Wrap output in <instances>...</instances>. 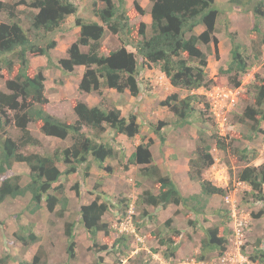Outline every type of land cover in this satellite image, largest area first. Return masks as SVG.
<instances>
[{"label": "trees", "instance_id": "16d2710c", "mask_svg": "<svg viewBox=\"0 0 264 264\" xmlns=\"http://www.w3.org/2000/svg\"><path fill=\"white\" fill-rule=\"evenodd\" d=\"M149 1L151 22L148 29L146 24L140 23L137 29L138 38L133 40L135 38L131 35L125 0H94L92 13L98 21H86L78 17L74 19L78 32L67 48L66 56L58 61V66L66 74L73 73L76 67L83 68L77 85L80 93H96L101 97L103 89H112L118 94L127 91L130 96L137 97L140 93L137 70L140 64L137 59H140L142 66L155 65L171 87L190 92L184 98H179L178 94L173 93L160 102L161 106L167 107L178 123L183 125L196 111L197 95L193 92L211 83L207 80L205 71L207 53L200 47L210 50L211 45H217L214 36L215 0ZM98 3L102 5L101 8ZM228 3L235 6H252L251 12L255 19L252 30L259 34V45L264 46V32L260 30L261 19L264 18V0H228ZM27 7L36 9L37 12L30 15L29 29L25 31L14 19L13 8L0 1V12H5L8 18V22L0 21V65L4 66L8 73L12 72L14 61L18 65L13 78L4 83L7 92L0 91V132L3 134L0 135V204L9 198H21L27 200L28 213L38 212L44 206L49 213L61 218L64 216L68 199L64 187L59 183L60 178L77 174L80 167H84V174L88 175L92 163L108 172L115 171L118 166L125 169L129 165L138 167L140 175L151 182L150 190L142 191L136 199L138 204L145 207L165 209L173 205L187 208L193 201L199 203L198 195L182 196L171 177L162 174L159 166L154 163L150 150L153 144L151 139L145 141L142 137L143 140L130 153L125 164L118 162L119 165L112 168L103 167L106 161L118 160L119 154L121 157L125 154L114 148L110 142H104L101 136L109 129L113 132L114 139L120 135L134 138L140 132L135 115L123 116L119 109L106 107L101 103L89 106L84 102L75 101L72 111L76 119L68 123L43 109V106L48 104L44 94V76L42 73L34 76L28 74V55L43 56L50 64V51L56 47V41L47 39L44 43L45 36L61 29L66 19L75 15L77 8L71 0H28ZM136 9L142 12L138 6ZM219 12L224 14L223 9H219ZM198 26H204V30L196 34L195 29ZM106 33L116 36L120 43L117 49L107 54L102 52V41ZM38 36L41 38L36 39ZM234 36L235 34L229 33V60L226 69L221 73L227 76L230 84L237 87V79L248 70V58L240 45L234 42ZM127 47H131L134 52L129 51ZM256 48L257 43H254L253 50ZM259 55L260 51L256 49L254 57ZM236 119L239 123L249 125V138L256 134L264 136V78L260 84L254 86L251 104L246 105ZM30 124L43 135L63 141L68 139L70 144L47 155L23 153L25 147L39 144L28 130ZM9 126L20 132L19 139H13L7 134L6 128ZM84 128L87 132L83 131ZM227 137L217 133L213 135L215 147L223 152L230 151L231 154L236 152L237 160L244 162V166L236 174L237 181L249 188L244 192V196L250 197L256 203L263 202L264 162L258 166L250 165L257 157L255 150H234L231 144L226 143ZM159 139L162 143L163 137L160 136ZM210 150L207 145L196 147L194 157L189 160L190 177L199 182L200 194L224 197L228 189L215 186L202 177V173L213 164ZM14 163L27 167L29 181L25 185L20 184L19 174L9 175ZM95 187H100V184L97 183ZM72 189L78 194L77 184ZM104 193L101 191L88 204L78 208L79 222L93 246H96L95 238L99 232L104 235L109 232L108 224L102 222L103 216L111 208H117L122 215L127 209L124 200H119L116 206L104 200L100 196H105ZM58 206L59 208H56ZM191 210L198 213L200 211L194 205ZM148 214L144 209L140 212V217L144 219ZM170 222L169 219L166 223ZM19 229L22 232L14 234V237L22 246L27 247L38 241L30 226ZM74 230L75 222L64 223L65 251L69 259H74L76 253ZM173 234L179 235V232L174 230ZM123 242L124 236H119L113 241L111 249H119ZM226 244L224 236H219L217 227L205 229L204 237L200 240V251L203 255L198 259H204L205 253L216 252L217 256L221 255L226 249ZM158 245L165 247L161 254L166 259L173 257L178 248L170 237L158 238ZM101 249L109 251L104 246ZM9 258H3L1 263ZM248 258L252 262L264 264V251L254 250ZM21 264H47V256L44 251L38 249L30 262Z\"/></svg>", "mask_w": 264, "mask_h": 264}, {"label": "rangeland", "instance_id": "374dc122", "mask_svg": "<svg viewBox=\"0 0 264 264\" xmlns=\"http://www.w3.org/2000/svg\"><path fill=\"white\" fill-rule=\"evenodd\" d=\"M0 1L7 3L11 9L13 8L14 19L25 31H28L29 17L37 12L36 9L27 7L28 0H25L26 3L23 0ZM71 1L77 8L75 15L67 18L61 29L45 36L44 43L47 39L56 41V47L50 51L51 63L49 64L43 56L28 55L30 62L28 74L34 76L42 73L44 76V94L48 104L43 106V109L68 123L76 119L72 111V104L75 101H81L87 105L88 103L90 105L101 103L103 106L112 108L116 105L123 116L135 115L140 125V132L134 138L120 135L114 139L113 132L109 129L101 136L104 142H110L114 148L125 154L124 157L119 154L118 160L106 161L103 167L112 168L119 165L118 162L125 164L130 153L143 140L142 137L145 141L151 139L153 144L150 150L154 163L159 166L162 174L171 177L182 196L198 195L199 203L193 201L187 208L173 205L165 209L152 208L147 211L149 214L142 219L140 212L146 207L138 204L136 199L142 191L150 190L151 182L140 175L139 168L129 165L125 169L118 166L114 169L115 171L108 172L92 163L88 175L84 174V167H80L77 174L60 178L59 183L64 187L65 196L68 199L64 216L61 218H57L54 213H49L44 206L38 212L28 213L27 200L21 198H9L0 204V264L28 263L38 249L46 254L47 264H140V262L146 264H198L199 262L217 264L216 252L205 253L204 259H198L203 255L200 251V240L204 237V230L217 227L219 236L223 235L227 241L226 249H235L233 226L238 222L243 226L240 244L237 245L239 251L246 256L253 254L254 250L264 251V201L256 203L250 197L244 196V192L249 188L246 184L238 182L236 178L244 162L237 160L236 152L231 154L230 151L223 152L217 149L213 139L216 133L219 136H228L226 143L231 144L234 150L239 151L243 148L255 150L257 157L250 162V165L258 166L264 162V136L256 134L249 138L251 134L249 125L239 123L236 119L244 107L251 104L254 86L260 84L264 78V46L259 45V34L252 30L255 23L251 12L252 6H235L228 1L218 0L220 5L218 7L215 2L214 9L217 12L219 9L224 10V14L219 15L216 21L217 30L214 35H217V45H211L210 50L200 47L207 53L205 71L207 80L211 83L193 92L197 95L196 111L191 118H188L187 123L180 125L173 113L167 107L161 106L160 102L170 94H178L179 98H184L190 92L180 88L168 89L153 86L154 82L150 83L149 79L154 80V73L151 77H147V72H142L141 79H139L141 92L136 98L130 96L127 91L118 94L111 89H103L101 97L96 93L85 94L78 91L79 75L83 72V68L75 69L69 75L61 71L58 61L66 56L67 48L75 40L77 31L74 19L77 17L86 21H98V19L92 13L94 0ZM98 6L102 7L100 3ZM136 6L142 12H139ZM125 7L129 17L131 35L135 38L133 40H136L140 23L145 24L148 20L150 1L125 0ZM0 21L8 22L5 12H0ZM260 30L264 32V18L261 19ZM229 33L235 34L234 42L240 45L248 58V70L237 79L239 82L237 87L230 84L227 76L221 73L226 69V63L229 60ZM39 38L41 37L38 36L36 39ZM117 40L116 36L106 33L102 43V52L108 53L117 49L120 45L116 43ZM254 43H257L256 49L260 51L258 57H254L256 51V49L253 50ZM17 68L16 61H14L11 73L0 65V91L7 92L4 83L13 78ZM137 70L139 77L142 71L140 65ZM225 88L237 91V103L231 113L222 114L226 122L222 127H218L211 120L212 116L205 94L208 91L215 89L220 91ZM222 115H219V121ZM262 128H264V123H262ZM6 130L11 138L19 139L20 132L13 126L7 127ZM28 130L31 136L39 141V144L25 147L23 153L47 155L53 153L55 149H62L70 144L68 139L63 141L43 135L33 124L28 125ZM83 131L87 132L86 128ZM0 135L3 134L0 132ZM160 136L163 137L162 143H160ZM199 145L209 146L213 157V164L202 173V177L215 186L228 189L226 196H230L234 202L233 213L232 203L226 204L224 200L226 196L208 197L200 194L199 182L191 179L189 160L194 157L196 147ZM61 169L63 170V166ZM12 174L21 176V185L29 181L27 167L24 164L14 163L9 172V175ZM97 183L100 187H95ZM75 184L79 189L78 194L72 189ZM101 191L105 192V196L100 195L104 200L115 206L119 200H124L123 203L127 209L122 215L117 208H111L103 216L102 222L108 224L109 232L107 235L101 232L96 235L95 242L98 246L96 247L92 245L79 222L78 208L80 205L88 204ZM133 200L134 204H132ZM193 205L200 210L199 213L191 210ZM129 211L131 213H128ZM129 216L130 219L127 218ZM169 219L171 222L167 224ZM65 222H75L76 253L74 259H69L65 251L66 237L63 233ZM27 226H30L32 232L37 235L38 241L24 247L15 239L14 234H20L22 231L19 228ZM122 227L128 231L120 233L119 229ZM130 230L134 231V235ZM174 230H177L179 235H174ZM121 234L124 236L123 244L119 249H111L113 241ZM135 235L142 241H137ZM160 237H170L178 246L173 257L168 259L162 257L161 253L165 247L158 245ZM103 246L109 251L102 250ZM5 257L10 258L1 263Z\"/></svg>", "mask_w": 264, "mask_h": 264}, {"label": "built area", "instance_id": "2783aa9c", "mask_svg": "<svg viewBox=\"0 0 264 264\" xmlns=\"http://www.w3.org/2000/svg\"><path fill=\"white\" fill-rule=\"evenodd\" d=\"M237 91H233L231 89H223L218 91V89H215L213 91H208L205 96L207 103L209 105V110L211 113V116L215 122V124L218 127H222V125L226 122L225 116L222 114L224 113H231L233 108L236 106L237 103ZM219 115H222L221 121L218 120ZM226 204L232 203V213L234 209V202L230 196H226L224 199ZM131 213V211H129ZM130 219V216L127 217ZM233 234H234V239H235V249H225V251L218 256L217 258V264H257L256 262H252L248 256L244 255L241 253L237 247L238 244H240V237H241V231L243 229V226L241 223H235L233 226ZM120 233L124 231H128L126 228L122 227L119 229ZM133 232V230H130ZM137 241L141 242L140 238H137ZM231 242V240H230ZM199 262L198 264H200ZM197 264V263H196ZM202 264V263H201Z\"/></svg>", "mask_w": 264, "mask_h": 264}, {"label": "crops", "instance_id": "0c3cea01", "mask_svg": "<svg viewBox=\"0 0 264 264\" xmlns=\"http://www.w3.org/2000/svg\"><path fill=\"white\" fill-rule=\"evenodd\" d=\"M223 1H225V2H227L228 0H222V2ZM215 2H216V4L218 5V7H220V5H219V2H218V0H215ZM149 11H150V9H149ZM216 13V19H215V30H217V26H216V21L218 20V16L219 15H222L219 11L217 12H215ZM150 22H151V18H150V14H149V17H148V20L145 22V24L146 25H148L149 26V24H150ZM144 23V22H143ZM204 30V26H198L196 29H195V33L196 34H199V33H201L202 31ZM76 31L78 32V28L76 27ZM76 32V33H77ZM76 33H75V35H76ZM215 36V38H217V35H214ZM116 39H117V37H116ZM217 40V39H216ZM102 43H103V41H102ZM117 44H120L119 42H118V40H117V42H116ZM130 48L131 47H127V49L130 51ZM131 52H134V50H131ZM105 54H107V53H105ZM137 61H138V64H140L141 65V61H140V59L138 60L137 59ZM78 68H82V67H76L75 69H78ZM141 68H142V71L139 73L140 74V76L138 77V81H139V79H141L140 77H141V74H142V72L144 71V72H147V77H151L152 76V73H154V75H155V77H154V80H150L149 79V81H150V83H153L154 82V84H153V86H160V87H164V88H172L171 86H170V83H169V81L166 79V77L159 71V68L157 67V66H155V65H150V66H142L141 65ZM79 70V69H78ZM78 73V72H77ZM82 74V73H81ZM81 74L79 75L80 77H81ZM69 75H71V74H69ZM145 79H148V78H145ZM139 84V89L141 90V84H140V82L138 83ZM112 90V89H111ZM141 92V91H140ZM136 98V97H135ZM88 105L89 106H95V105H97V104H95V105H90L89 103H88ZM115 108H117V109H120L119 107H116V105H115ZM134 200H133V202H132V204H134ZM153 207H146V210L147 211H149V210H151ZM100 233V232H99Z\"/></svg>", "mask_w": 264, "mask_h": 264}, {"label": "clouds", "instance_id": "9594fccd", "mask_svg": "<svg viewBox=\"0 0 264 264\" xmlns=\"http://www.w3.org/2000/svg\"><path fill=\"white\" fill-rule=\"evenodd\" d=\"M128 213H129V212H128ZM125 232H127V231H125ZM122 233H123V232H122ZM131 234H133V235H134V231H133V232H131ZM122 235H123V234H121L120 236H122ZM135 237H136V239H137V238H139V237H138V236H136V235H135ZM140 239H141V238H140ZM141 241H142V240H141Z\"/></svg>", "mask_w": 264, "mask_h": 264}]
</instances>
